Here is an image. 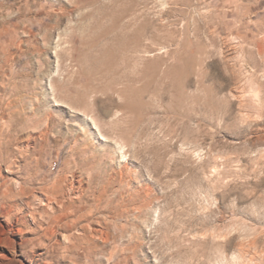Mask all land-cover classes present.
<instances>
[{"label": "rangeland", "instance_id": "rangeland-1", "mask_svg": "<svg viewBox=\"0 0 264 264\" xmlns=\"http://www.w3.org/2000/svg\"><path fill=\"white\" fill-rule=\"evenodd\" d=\"M0 264H264V0H0Z\"/></svg>", "mask_w": 264, "mask_h": 264}]
</instances>
